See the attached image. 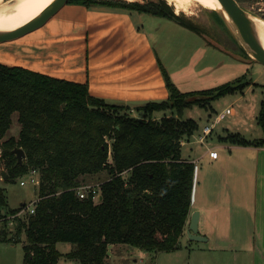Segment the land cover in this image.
<instances>
[{
	"label": "trees",
	"instance_id": "16d2710c",
	"mask_svg": "<svg viewBox=\"0 0 264 264\" xmlns=\"http://www.w3.org/2000/svg\"><path fill=\"white\" fill-rule=\"evenodd\" d=\"M239 3L245 0H237ZM101 4L163 16L185 28L202 32L176 15L164 2L68 0ZM169 96L138 107L131 116L124 105L109 104L90 95L85 83L54 78L21 66L0 62V158L8 179L37 171V200L33 212L14 215L12 239L22 242L24 264H57L64 256L79 264H107L108 246L125 244L147 252L172 251L178 246L190 213L194 164L181 157L180 142L198 129L183 119L184 109L202 106L243 89L222 84L213 89L180 91L166 77ZM245 86V85H244ZM171 110L159 118L154 112ZM17 115L18 135L6 136ZM257 124L262 137L248 140L238 133L220 142L264 147V95ZM24 151L16 164L12 149ZM104 173L95 199L79 198L76 188L87 176ZM1 209L6 203L1 199ZM25 205V204H24ZM70 243L66 253L56 248Z\"/></svg>",
	"mask_w": 264,
	"mask_h": 264
},
{
	"label": "rangeland",
	"instance_id": "374dc122",
	"mask_svg": "<svg viewBox=\"0 0 264 264\" xmlns=\"http://www.w3.org/2000/svg\"><path fill=\"white\" fill-rule=\"evenodd\" d=\"M3 1L5 3L7 0ZM120 1L140 4L160 2ZM164 2L176 15L197 25L202 32L199 34L169 18H165L166 24L154 36L148 31L147 36L153 40L156 52L167 65L175 86L187 92L213 89L229 83L243 85L241 92L220 96L204 108L193 105L184 109L183 119H194L198 129L190 137L183 138L185 141L194 139L195 142L188 151V146H183L181 157L192 159L205 149L216 146L220 137L231 132L248 140L261 138L263 133L257 124V115L264 95V64L250 61L219 12L194 3L187 13H177L173 5H169L166 0ZM240 4L253 16L264 21V0H245ZM21 39L25 40V37ZM19 40L2 42L0 46L7 48ZM212 42H216L221 49L211 45ZM0 58L6 60L1 55ZM230 105L235 110L234 114H224L203 143L196 142L202 126L213 122ZM137 114L142 115V112ZM165 114L170 115L172 112L166 110ZM154 115L158 118L160 114ZM19 127L17 115L13 114L12 124L3 140L18 134ZM238 147L241 148L232 151H222L218 147L221 152L218 164L212 169L201 165L199 186L195 202H192L194 207L191 208L202 209L198 234L206 240L189 239L185 232L189 214L175 250L147 252L116 244L108 246L107 264H264V176L259 174L257 152L246 146ZM27 176L28 171L8 179V169L0 158V205L1 199L6 203L5 212L1 211L0 206V238L5 236L6 239H12L14 233V215L9 214L8 208L21 207L16 215L23 217L24 212H29V207L37 200V186L30 183ZM87 177L82 185L94 186L98 192L104 173ZM20 181H25V184L20 185ZM23 202L25 205H21ZM22 244L21 241L0 242V264H24ZM56 248L66 253L72 246L70 243L59 242ZM57 264L79 263L62 256Z\"/></svg>",
	"mask_w": 264,
	"mask_h": 264
},
{
	"label": "crops",
	"instance_id": "0c3cea01",
	"mask_svg": "<svg viewBox=\"0 0 264 264\" xmlns=\"http://www.w3.org/2000/svg\"><path fill=\"white\" fill-rule=\"evenodd\" d=\"M165 18L119 6L66 3L42 26L23 35L25 40L21 36L16 39L21 40L7 48L0 46V55L6 59L0 58V62L85 83L90 95L109 104L124 105L129 111H136L131 116L141 117L137 114L138 107L169 96L166 77L172 82L171 74L156 52L153 40L147 36L148 31L154 36L166 24ZM163 113L166 111L154 112ZM194 142V139L183 140L181 154L183 146H188V151ZM216 146L189 159L194 164L190 212L199 210V221L202 209L191 207H194L201 165L212 169L218 164L221 157L218 147L222 151L241 148L219 139ZM246 147L257 152L259 174L264 176V147ZM208 149L217 151L215 159L208 156Z\"/></svg>",
	"mask_w": 264,
	"mask_h": 264
},
{
	"label": "water",
	"instance_id": "95a60500",
	"mask_svg": "<svg viewBox=\"0 0 264 264\" xmlns=\"http://www.w3.org/2000/svg\"><path fill=\"white\" fill-rule=\"evenodd\" d=\"M220 4L219 12L222 20L229 25L235 34L238 42L246 51L250 61H257L264 64V45L261 40L260 27L249 11H247L237 0H217ZM17 0H7L4 4L9 6ZM68 0H51V2L35 17L24 24L14 28H0V43L17 39L42 26L51 16H53ZM209 39V38H208ZM220 48L216 42L212 44ZM221 49V48H220ZM225 51V50H224ZM12 152L16 157V164H21L24 158V151L15 147ZM199 210L190 212L188 225L185 229L190 240L204 241L205 237L198 234Z\"/></svg>",
	"mask_w": 264,
	"mask_h": 264
},
{
	"label": "bare ground",
	"instance_id": "6f19581e",
	"mask_svg": "<svg viewBox=\"0 0 264 264\" xmlns=\"http://www.w3.org/2000/svg\"><path fill=\"white\" fill-rule=\"evenodd\" d=\"M127 1V0H126ZM169 5H173L175 12H186L194 3H198L208 9L220 10V4L217 0H166ZM51 0H17L12 5H5L0 0V28L18 27L40 13ZM3 3V4H2ZM196 6V4L194 5ZM191 9V8H190ZM192 10V9H191ZM191 12V11H190ZM260 27L261 40L264 45V21L254 17ZM229 26V25H228Z\"/></svg>",
	"mask_w": 264,
	"mask_h": 264
},
{
	"label": "built area",
	"instance_id": "2783aa9c",
	"mask_svg": "<svg viewBox=\"0 0 264 264\" xmlns=\"http://www.w3.org/2000/svg\"><path fill=\"white\" fill-rule=\"evenodd\" d=\"M235 112L234 108L230 105L226 108H224L223 112L217 116V118L213 122H207L205 125L202 126L200 129L201 135L199 136L198 140L200 142L204 141L205 138L212 132L214 129L215 124L217 123V120L219 118H223L224 114L227 115H233ZM180 144H183V140L180 142ZM208 156L210 158L215 159L217 157V151L208 149ZM28 180L33 185H37L38 179H37V171L35 169H30L28 171ZM20 185L25 184V181H20ZM76 194L79 198H84L85 196L91 195L92 199H95L97 197V189L94 186L89 185H81L76 188ZM34 202L32 203L31 207H29V212H33Z\"/></svg>",
	"mask_w": 264,
	"mask_h": 264
}]
</instances>
